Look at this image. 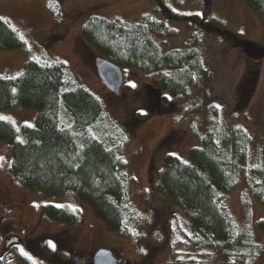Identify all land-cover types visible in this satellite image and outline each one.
Returning a JSON list of instances; mask_svg holds the SVG:
<instances>
[{
  "label": "rangeland",
  "instance_id": "1",
  "mask_svg": "<svg viewBox=\"0 0 264 264\" xmlns=\"http://www.w3.org/2000/svg\"><path fill=\"white\" fill-rule=\"evenodd\" d=\"M166 4L172 15L186 18L162 14L153 0H0V17L23 40L20 47L0 49V75H17L27 59L64 62L77 83L102 103L96 136L104 137L122 159L118 173L126 182L129 205L139 214L128 237L105 227L73 191L50 195L27 188L11 176L10 145L0 140V257L5 264H88L87 253L99 247L110 249L119 264H184L188 258L199 264L264 262V232L255 225L264 216V205L254 196L249 161L237 167L229 190L216 191L234 229L246 231V255L239 259L193 245L191 223L155 188L163 155L187 159L189 147L201 144L198 134L204 131L217 132L215 141L223 151L234 127H242L255 140L264 136V13L244 0ZM142 13L163 19L175 30L173 35L153 36L161 49H198L203 71L187 95L159 90L155 72L134 66L121 67L117 94L100 81L93 64L100 54L81 35L82 23L91 14L133 21ZM200 22L213 29H202ZM244 41L254 43L260 53H246ZM35 114V108L14 102L0 109L19 140H24L22 126L33 125ZM46 203L70 206L76 219L64 223L46 217ZM10 236L18 239L5 246Z\"/></svg>",
  "mask_w": 264,
  "mask_h": 264
},
{
  "label": "trees",
  "instance_id": "2",
  "mask_svg": "<svg viewBox=\"0 0 264 264\" xmlns=\"http://www.w3.org/2000/svg\"><path fill=\"white\" fill-rule=\"evenodd\" d=\"M153 1L162 14L186 18L172 15L167 0ZM244 1L264 13V0ZM200 24L202 29H213ZM80 33L100 55L120 67L155 72L157 88L172 96L187 95L203 71L194 45L161 49L153 36L173 35L175 30L148 13L133 21L91 14L82 23ZM22 45L17 31L0 17V49ZM13 102L35 108L36 114L33 125L22 126L24 140L17 138L9 120L0 119V140L10 145L11 176L45 194L73 191L105 227L131 237L139 214L129 205L126 182L118 173L122 159L104 137L96 136V124L100 125L103 118L101 101L77 83L64 62L27 59L17 75H0V109ZM198 135L201 144L189 147L187 159L172 153L163 155L155 171V188L183 211L193 228V245L211 247L239 259L246 255V231L234 229L218 204L216 191L234 185L237 167L246 160L250 163L254 196L264 205V136L255 140L242 127H234L229 129L228 149L223 151L215 141L217 132ZM42 213L64 223L76 219L75 210L65 204L46 203ZM255 225L264 232V216ZM0 264H5L2 257ZM184 264L199 263L188 258Z\"/></svg>",
  "mask_w": 264,
  "mask_h": 264
},
{
  "label": "water",
  "instance_id": "3",
  "mask_svg": "<svg viewBox=\"0 0 264 264\" xmlns=\"http://www.w3.org/2000/svg\"><path fill=\"white\" fill-rule=\"evenodd\" d=\"M244 51L250 55L259 54V50L251 41L243 42ZM93 64L95 71L102 82L113 94L119 92V88L122 84L123 74L121 67L109 60L108 58L98 55L93 57ZM16 240L15 237H8L5 240V246H7L11 241ZM93 264H116V258L113 256L110 249L105 247L97 248L92 255ZM158 264H173L170 262H161Z\"/></svg>",
  "mask_w": 264,
  "mask_h": 264
},
{
  "label": "flooded vegetation",
  "instance_id": "4",
  "mask_svg": "<svg viewBox=\"0 0 264 264\" xmlns=\"http://www.w3.org/2000/svg\"><path fill=\"white\" fill-rule=\"evenodd\" d=\"M16 239H18V238H16ZM17 241V240H16ZM16 243V242H15ZM69 251V250H68ZM93 253H94V251L93 252H90V253H87V255L89 256L88 258H89V260H88V264H93V260H92V255H93ZM116 257V256H115ZM119 262H120V259H118L117 257H116V264H119Z\"/></svg>",
  "mask_w": 264,
  "mask_h": 264
},
{
  "label": "snow or ice",
  "instance_id": "5",
  "mask_svg": "<svg viewBox=\"0 0 264 264\" xmlns=\"http://www.w3.org/2000/svg\"><path fill=\"white\" fill-rule=\"evenodd\" d=\"M133 87H135V84H133L132 85ZM0 119H4V117H0ZM3 159V157H0V160H2ZM50 244H51V242H49ZM53 247H54V245H53ZM21 251H23V250H21ZM25 255H26V253H25Z\"/></svg>",
  "mask_w": 264,
  "mask_h": 264
}]
</instances>
